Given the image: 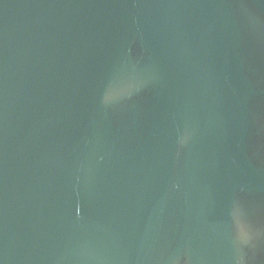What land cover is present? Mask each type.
<instances>
[{
  "label": "water",
  "instance_id": "95a60500",
  "mask_svg": "<svg viewBox=\"0 0 264 264\" xmlns=\"http://www.w3.org/2000/svg\"><path fill=\"white\" fill-rule=\"evenodd\" d=\"M0 264H264V0H0Z\"/></svg>",
  "mask_w": 264,
  "mask_h": 264
}]
</instances>
